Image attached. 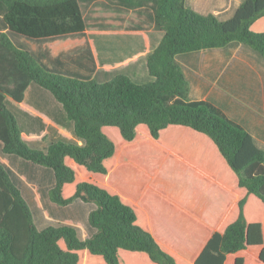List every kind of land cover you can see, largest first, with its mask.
<instances>
[{"label": "trees", "instance_id": "obj_1", "mask_svg": "<svg viewBox=\"0 0 264 264\" xmlns=\"http://www.w3.org/2000/svg\"><path fill=\"white\" fill-rule=\"evenodd\" d=\"M104 1V8L144 12L163 32L146 61L152 82L47 72L12 38L82 36L81 0H0L7 27L0 33L2 153L52 170L51 203L95 206L88 239L67 226L38 231L0 165V264H264V151L210 113L211 104L189 101L175 61L236 46L264 61V0H243L226 21L188 9L185 0ZM31 82L62 105L83 146L56 142L39 151L22 141L4 98L20 102ZM80 207L48 219L81 221Z\"/></svg>", "mask_w": 264, "mask_h": 264}, {"label": "crops", "instance_id": "obj_2", "mask_svg": "<svg viewBox=\"0 0 264 264\" xmlns=\"http://www.w3.org/2000/svg\"><path fill=\"white\" fill-rule=\"evenodd\" d=\"M188 1L192 6L199 2L208 3L211 10L209 14H213L220 21H226L232 17L243 0H185V5ZM100 2L106 3L104 0H81L84 18L83 10L86 6L95 11L92 22L89 24L86 21V29L82 36L50 40L14 37L12 40L50 73L80 78L90 77L97 83L107 82L119 74L127 76L136 84L152 82L154 78L147 72L146 61L160 42L163 32L155 30L150 23L141 25L113 22L111 18H106L98 12V8L111 10L99 5ZM2 6H0V33H6L7 27L2 21L5 8ZM262 23L264 24V20ZM243 48L247 51L237 53L227 51L226 49L229 48L213 49V52L202 50L185 54L184 58L178 55L175 61L188 83L189 101H204L213 107L216 104H223L227 108H234L231 114L243 124V127L235 124L245 130L252 137L255 145L262 150L264 148V61L248 48ZM252 57L256 60H252ZM245 60H249L248 65ZM251 60L252 65L249 64ZM214 74L216 77L213 76ZM4 104L15 119L20 138L28 147L45 151L50 144L56 142L84 145V141L75 135L73 123L67 118L62 105L50 92L37 84L29 83L20 102L5 95ZM0 165L26 201L38 231L47 227L75 228L76 222L74 223L71 218L48 219L49 212L55 215L60 211L69 210L74 201L61 209L46 199L47 206L53 208L51 211L39 201V198H48V191L54 186V182H44L45 175L52 176V170L15 155L2 153L1 142ZM252 203L255 204L253 201ZM94 209L95 206H90L85 218ZM43 217L46 219L43 220ZM262 231L264 235V226ZM94 232L93 228H87L80 235H76L78 239L85 240ZM262 246L264 247V242Z\"/></svg>", "mask_w": 264, "mask_h": 264}, {"label": "rangeland", "instance_id": "obj_3", "mask_svg": "<svg viewBox=\"0 0 264 264\" xmlns=\"http://www.w3.org/2000/svg\"><path fill=\"white\" fill-rule=\"evenodd\" d=\"M0 6H2V5L0 4ZM186 7L188 9H190V10H192V11L200 14V15H206V14H209L211 12L208 3L199 2V3L194 4L192 6L189 3V1H188V4L186 5ZM98 10H99L98 12L100 14L106 16V18H111V20L113 22L119 23L121 21V22H123L125 24H141V25L142 24L147 25L149 23L144 12H125V11H119V10H113V9H111V10H104V9H101V8H98ZM83 11H84V14H85V18H86L87 23L90 24L92 22V18H93L92 16L95 13V11H93V8L92 9L91 8L88 9V6H86ZM107 20H110V19H107ZM0 25H1V21H0ZM226 50L227 51H232V52H237V53H243V52H246L247 51V49H245L243 47H233V48H229V49H226ZM213 51L214 50H209L208 52H213ZM183 56L184 55H182L180 58H184ZM31 59L38 66H40V64H38L34 58L31 57ZM252 60H256V59L254 57H252ZM252 60H251V63H249L250 65H252ZM248 61L249 60H245V63L247 64ZM213 76L216 77V74H214ZM208 110L212 114H215V115H219L221 117H224L228 121H230V122H232L234 124L235 123L236 124H239L241 127H243V124H240V122L237 119H235L234 116L231 114V111H233L234 108H227L223 104H216L215 107H214V109H208ZM262 150H264V148H262ZM44 182L45 183H47V182L48 183H50V182L53 183L54 182L53 174H52V176L49 175V174L48 175H45ZM45 199H48V198H45ZM71 205H73V206L70 207L71 209H69V210L66 209V211H64V212L60 211L59 214L56 213L55 215L58 214V216L59 215L61 216V215L65 214V213H69L71 211H74L75 209H79L78 207L80 205L84 206V207H82V218H81L82 220L81 221H76V219H73L74 220V223L75 222L76 223H75V228L74 227H72V228L75 230V232H76L77 235L78 234L80 235L83 232V229L81 228V225L84 226V227L89 226L88 225V222H87V217L85 218V213L90 208V206H94V205L93 204H89V203H83V202H81L79 200L74 201ZM57 207L58 208H61V209H64L65 208V207H61V206H58V205H57ZM30 212H31V210H30ZM31 214H32V212H31ZM42 219L45 220L46 218L43 217ZM34 225H35V223H34ZM87 228H91V227L89 226Z\"/></svg>", "mask_w": 264, "mask_h": 264}]
</instances>
